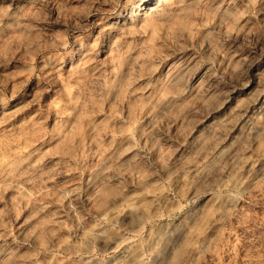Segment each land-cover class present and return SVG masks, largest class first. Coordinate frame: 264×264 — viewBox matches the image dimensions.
Listing matches in <instances>:
<instances>
[{
    "label": "clouds",
    "instance_id": "9594fccd",
    "mask_svg": "<svg viewBox=\"0 0 264 264\" xmlns=\"http://www.w3.org/2000/svg\"><path fill=\"white\" fill-rule=\"evenodd\" d=\"M0 264H264V0H0Z\"/></svg>",
    "mask_w": 264,
    "mask_h": 264
}]
</instances>
